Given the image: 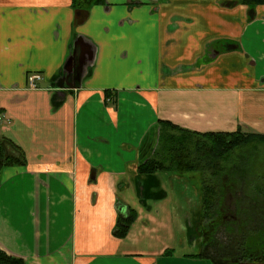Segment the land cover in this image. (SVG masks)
Segmentation results:
<instances>
[{
	"label": "crops",
	"instance_id": "0c3cea01",
	"mask_svg": "<svg viewBox=\"0 0 264 264\" xmlns=\"http://www.w3.org/2000/svg\"><path fill=\"white\" fill-rule=\"evenodd\" d=\"M73 48L81 67L64 88ZM0 115V139L25 157L0 169L6 253L25 264H208L192 256L205 250L199 188L182 185L185 172L139 173V146L161 121L264 134V4L102 0L80 17L73 0H0ZM127 207L137 217L118 238Z\"/></svg>",
	"mask_w": 264,
	"mask_h": 264
},
{
	"label": "trees",
	"instance_id": "16d2710c",
	"mask_svg": "<svg viewBox=\"0 0 264 264\" xmlns=\"http://www.w3.org/2000/svg\"><path fill=\"white\" fill-rule=\"evenodd\" d=\"M102 0H73L77 16ZM255 6L264 0H238ZM85 16V14H84ZM83 16V17H84ZM82 17V19H83ZM254 141L264 143V134L241 130L193 132L161 121L143 138L139 146L137 171L192 172L201 181L198 233L204 251L192 256L206 257L209 264H253L264 262V172L254 173L243 166L235 150ZM25 163L22 149L6 138L0 139V169ZM234 195V202L228 198ZM135 209L117 216L113 235L125 237L136 219ZM0 264H25L24 260L0 248Z\"/></svg>",
	"mask_w": 264,
	"mask_h": 264
},
{
	"label": "rangeland",
	"instance_id": "374dc122",
	"mask_svg": "<svg viewBox=\"0 0 264 264\" xmlns=\"http://www.w3.org/2000/svg\"><path fill=\"white\" fill-rule=\"evenodd\" d=\"M239 153L244 154V155L246 154V157L239 158V162L241 165L246 166V167L250 165L251 169L254 170V173L264 172V143L259 142V141H254L253 143L245 146L243 150L241 149L235 150L232 153V158H235L236 155H238ZM185 173L186 175L189 176V180L188 182L185 180H183V182L181 181L182 185L186 184L187 188L190 189L189 191H191V193L194 191V188H199V194H200L201 181H200L199 175L197 173H192V172H185ZM179 182L180 181H178V183ZM178 183L176 185L178 187L181 186ZM197 204L201 206L199 197L197 198ZM189 206H190L189 210L191 211L195 210V208L197 207V205H195V198L191 197ZM174 220L176 222H174L173 224L174 226L173 232L178 237L179 227H178L177 219L174 218ZM194 251L198 252V247ZM206 261L208 262V264L210 263L209 259H206ZM171 264H184V263L179 260L178 262H174ZM253 264H257V263H253ZM262 264H264V262H262Z\"/></svg>",
	"mask_w": 264,
	"mask_h": 264
},
{
	"label": "water",
	"instance_id": "95a60500",
	"mask_svg": "<svg viewBox=\"0 0 264 264\" xmlns=\"http://www.w3.org/2000/svg\"><path fill=\"white\" fill-rule=\"evenodd\" d=\"M71 59L68 62V74L64 77L66 86L64 88H74L76 87V84H72V78H76L78 75L77 71L81 67L80 66V59H81V51L73 48V51L71 53Z\"/></svg>",
	"mask_w": 264,
	"mask_h": 264
},
{
	"label": "built area",
	"instance_id": "2783aa9c",
	"mask_svg": "<svg viewBox=\"0 0 264 264\" xmlns=\"http://www.w3.org/2000/svg\"><path fill=\"white\" fill-rule=\"evenodd\" d=\"M39 78H41L40 74L38 73H32L28 76V83L31 87H35L36 86V80H38ZM1 115H0V119H1Z\"/></svg>",
	"mask_w": 264,
	"mask_h": 264
},
{
	"label": "flooded vegetation",
	"instance_id": "af4514ba",
	"mask_svg": "<svg viewBox=\"0 0 264 264\" xmlns=\"http://www.w3.org/2000/svg\"><path fill=\"white\" fill-rule=\"evenodd\" d=\"M235 195V194H234ZM234 195L232 194V193H228V198H229V200L231 201V202H234L235 201V199H234ZM199 234V233H198ZM200 235V234H199ZM202 240V239H201Z\"/></svg>",
	"mask_w": 264,
	"mask_h": 264
}]
</instances>
